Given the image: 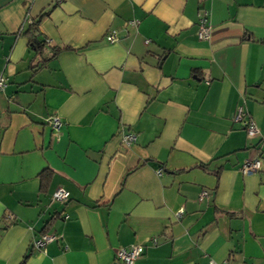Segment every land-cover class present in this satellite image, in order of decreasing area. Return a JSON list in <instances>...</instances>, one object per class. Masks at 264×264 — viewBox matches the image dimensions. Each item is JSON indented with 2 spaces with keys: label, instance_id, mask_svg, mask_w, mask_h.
<instances>
[{
  "label": "crops",
  "instance_id": "1",
  "mask_svg": "<svg viewBox=\"0 0 264 264\" xmlns=\"http://www.w3.org/2000/svg\"><path fill=\"white\" fill-rule=\"evenodd\" d=\"M53 4L0 0V264H121L133 245L134 264H264V0ZM239 108L256 136L233 123ZM53 216L57 240L33 250Z\"/></svg>",
  "mask_w": 264,
  "mask_h": 264
},
{
  "label": "built area",
  "instance_id": "2",
  "mask_svg": "<svg viewBox=\"0 0 264 264\" xmlns=\"http://www.w3.org/2000/svg\"><path fill=\"white\" fill-rule=\"evenodd\" d=\"M138 25V21L131 20L127 22V26L130 28H136ZM197 36L200 41H207L209 39V33H210V25L208 22V13L203 11L198 15V21H197ZM120 39V35L118 31L112 30L109 31L105 35V40L108 43H115ZM145 43H148L146 41ZM6 87V78L3 76L2 73H0V91L4 90ZM233 123H237L241 125L246 131V133L253 137L258 134V130L254 123L246 119V115L243 112L241 108L237 110L235 113L233 119ZM49 124L54 131L55 134L59 133V130L62 127V122L58 117H52L49 120ZM136 142V136L133 133H127L124 134L121 137V143L125 148H129ZM261 170V159L256 158L254 160H245L243 164L241 165L239 171L243 175H250L253 173H256ZM157 174L160 175L161 171H157ZM207 196L206 192H202L200 194L199 199L202 200L204 197ZM69 197V193L61 188H58L54 191L52 195V201L54 202H65ZM6 221L10 222L12 219L10 216H6ZM57 240V237L52 234H44L40 235L36 240L32 243L33 250L41 251L44 250L45 247L54 241ZM143 253V247L133 245L129 247L128 249L120 248L115 252V258L121 262V264H134L135 261L142 255ZM211 264H217L213 261ZM218 264H228L227 261H224L223 263Z\"/></svg>",
  "mask_w": 264,
  "mask_h": 264
},
{
  "label": "trees",
  "instance_id": "3",
  "mask_svg": "<svg viewBox=\"0 0 264 264\" xmlns=\"http://www.w3.org/2000/svg\"><path fill=\"white\" fill-rule=\"evenodd\" d=\"M60 0H55V4H53L52 7H54V5H56ZM46 14V13H44ZM43 14V16H44ZM41 17V16H40ZM38 20H34L30 25L29 28L26 30L25 34H28L30 32V30H34L37 28L38 25ZM29 46L31 47V49L33 51H35L36 53L40 52L43 48H44V42H40L38 41L36 38L32 37L29 41ZM66 51L65 49H57V48H53L51 50V58H54L55 56H57L59 53ZM52 176L53 173L49 170V169H45L43 170L39 175H38V179H39V193L41 195H45L48 191L49 185L51 184V180H52ZM56 217L53 216L50 219H48L43 227V229L41 230L40 234L44 235L48 233V230L51 228L53 222L55 221ZM30 253H27L22 261L20 262V264H25L27 258L29 257Z\"/></svg>",
  "mask_w": 264,
  "mask_h": 264
}]
</instances>
